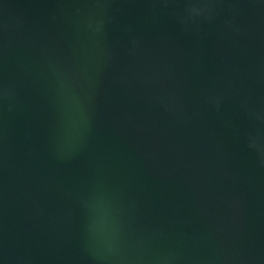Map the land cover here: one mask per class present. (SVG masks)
<instances>
[{"label": "water", "instance_id": "95a60500", "mask_svg": "<svg viewBox=\"0 0 264 264\" xmlns=\"http://www.w3.org/2000/svg\"><path fill=\"white\" fill-rule=\"evenodd\" d=\"M0 264H264V0H0Z\"/></svg>", "mask_w": 264, "mask_h": 264}]
</instances>
